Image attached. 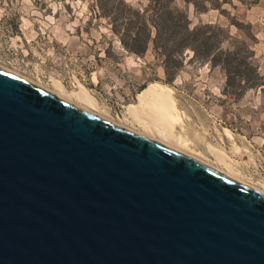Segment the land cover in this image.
<instances>
[{
    "label": "water",
    "instance_id": "water-1",
    "mask_svg": "<svg viewBox=\"0 0 264 264\" xmlns=\"http://www.w3.org/2000/svg\"><path fill=\"white\" fill-rule=\"evenodd\" d=\"M0 264H264V194L0 68Z\"/></svg>",
    "mask_w": 264,
    "mask_h": 264
},
{
    "label": "rangeland",
    "instance_id": "rangeland-1",
    "mask_svg": "<svg viewBox=\"0 0 264 264\" xmlns=\"http://www.w3.org/2000/svg\"><path fill=\"white\" fill-rule=\"evenodd\" d=\"M122 1L151 7V0ZM169 5L185 11L192 28L212 24L228 30L223 47L244 42L264 75V0H169ZM192 56L190 50L184 54L175 81L167 84L153 44L144 56L127 53L98 16L96 0H0V65L49 89L64 87L81 104L87 91L102 110L128 125L132 107L144 112L138 94L143 85L171 86L192 147L218 166L216 150L224 152L247 182L264 187V89L226 94L221 68Z\"/></svg>",
    "mask_w": 264,
    "mask_h": 264
},
{
    "label": "trees",
    "instance_id": "trees-1",
    "mask_svg": "<svg viewBox=\"0 0 264 264\" xmlns=\"http://www.w3.org/2000/svg\"><path fill=\"white\" fill-rule=\"evenodd\" d=\"M96 1L98 16L109 22L111 32L127 53L144 56L153 44L157 55L163 58L167 84L175 81L183 66V56L190 50L192 60L221 68L226 76V94L239 96L248 89H264V75L252 61L246 44L234 41L230 47H223L228 30L212 24L192 28L188 14L171 7L169 0H151V7L144 9L122 0L112 6L110 0ZM148 85H143L138 94L148 90Z\"/></svg>",
    "mask_w": 264,
    "mask_h": 264
},
{
    "label": "bare ground",
    "instance_id": "bare-ground-1",
    "mask_svg": "<svg viewBox=\"0 0 264 264\" xmlns=\"http://www.w3.org/2000/svg\"><path fill=\"white\" fill-rule=\"evenodd\" d=\"M0 68L30 80L22 74L5 66L0 65ZM36 84L54 93L59 98L75 105L79 109L95 114L117 126L160 141L169 147L218 169L231 178L247 184L264 194V187L247 182L242 177L241 173L235 168L234 162L231 158L224 152L216 150L219 162L218 166L214 165L208 158H206V156L202 155L192 147V141L185 134L184 115L180 111L178 101L175 97V91L171 86L155 84L142 93L140 96L145 104L144 112L132 107L129 110L131 124L128 125L117 121L107 114L106 111L102 110L87 91L84 93V104H81L74 101L73 95L66 91L64 87L58 86L57 89H49L38 82Z\"/></svg>",
    "mask_w": 264,
    "mask_h": 264
}]
</instances>
